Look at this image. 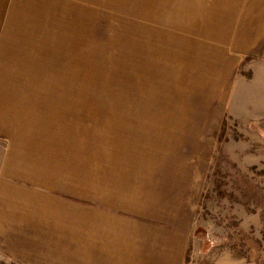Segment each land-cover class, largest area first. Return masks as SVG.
I'll return each instance as SVG.
<instances>
[{"label": "rangeland", "instance_id": "374dc122", "mask_svg": "<svg viewBox=\"0 0 264 264\" xmlns=\"http://www.w3.org/2000/svg\"><path fill=\"white\" fill-rule=\"evenodd\" d=\"M0 35V116L24 115L0 184L26 191L0 264H67L89 210L183 225L180 264H264V0H0Z\"/></svg>", "mask_w": 264, "mask_h": 264}, {"label": "crops", "instance_id": "0c3cea01", "mask_svg": "<svg viewBox=\"0 0 264 264\" xmlns=\"http://www.w3.org/2000/svg\"><path fill=\"white\" fill-rule=\"evenodd\" d=\"M18 42V38L13 39L8 35H0V60H8L10 58L11 46ZM28 43L31 45L32 42L24 41V51H26ZM34 90L35 88L32 91L30 90V92ZM28 108L33 109L34 107H24L23 111L27 110L26 117L41 119L40 114H31L33 111H29ZM7 114H1L0 116V120H6L7 125L11 124L12 120H19V118H23L22 116H24L19 112H13V114L11 112V114H8L9 116ZM2 131L8 137L13 133L9 128L8 130L2 129ZM43 162L44 164L42 163V165L39 163L35 165L34 162H25V169H22L25 177L35 185L44 184L46 178L51 179L50 172H48L45 166L47 160ZM10 164L3 165L1 172H4V174L1 173L2 178L8 177L9 172L12 171L13 167ZM14 170L20 171L16 168ZM0 188L2 189L0 196H3V199H7L6 201L9 202L13 201L12 198L17 199L21 193L26 192L17 187L8 188L4 183L0 184ZM67 198L72 199L69 196ZM84 205L93 206L90 201L84 202ZM44 206L42 209L44 212H54L55 208H46ZM119 217L118 215H108L106 210L85 211L83 217V235L85 236V243L88 245L84 246L81 251H67L65 253L68 261L67 264H180L184 248L181 247L182 245L180 246L179 240L181 234L184 236L185 232L182 233L180 229L178 231V228L183 225H177L172 220L173 223L167 220H159L151 222L143 221V223L141 221H131L132 223L128 222L129 225L125 227ZM141 223L148 225L147 227L142 226ZM124 242L126 244H123ZM62 254L64 255V253H61L60 258H64Z\"/></svg>", "mask_w": 264, "mask_h": 264}]
</instances>
